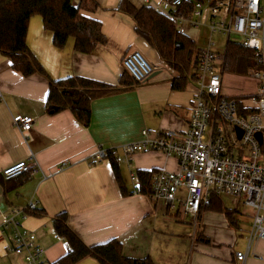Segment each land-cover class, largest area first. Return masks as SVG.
<instances>
[{
  "label": "crops",
  "instance_id": "0c3cea01",
  "mask_svg": "<svg viewBox=\"0 0 264 264\" xmlns=\"http://www.w3.org/2000/svg\"><path fill=\"white\" fill-rule=\"evenodd\" d=\"M96 1V11L82 13L102 22L108 41L93 53L76 51L73 38L65 47H56L41 16L31 18L27 44L48 77L24 76L0 52V173L23 160L37 162L34 169L11 183H0L1 209L37 204L36 212L41 214L31 213L21 223L35 233L44 250L43 259L49 263L67 250L65 240L53 227L54 216L67 212L69 225L86 244L118 238L125 255L149 256L156 264H238L237 251L246 253V264H264V238L249 243L252 217L237 210L231 223L224 213L203 205L193 223L192 216L169 209L164 201L137 192L123 194L112 161H92L99 147L138 142L144 138V130L149 131V137L169 129L185 131L194 94L191 81L184 90L172 88L176 73L136 33L133 17L118 9L121 0ZM131 1L141 7L161 0ZM198 28L190 26L186 34ZM133 50L149 57L154 73L131 90L94 99L89 126L81 125L68 109L53 114L47 111L50 78L83 76L118 84L125 70L123 58ZM250 95L240 92L229 96ZM16 115L32 116V129L22 133L13 121ZM119 167L128 190H133L135 184L127 181L129 173L138 169L177 171L178 161L149 150L135 153L130 165L120 163ZM11 236V230L0 222V264H29L23 255L7 248ZM77 264L99 263L86 258Z\"/></svg>",
  "mask_w": 264,
  "mask_h": 264
},
{
  "label": "built area",
  "instance_id": "2783aa9c",
  "mask_svg": "<svg viewBox=\"0 0 264 264\" xmlns=\"http://www.w3.org/2000/svg\"><path fill=\"white\" fill-rule=\"evenodd\" d=\"M184 0H161L152 3L156 12L167 15L175 28L186 34L187 28L205 25L210 38L197 47L196 68L191 82L194 94L190 106L188 128L185 131L164 130L156 137L120 147L103 148L92 155V161L113 158L118 164H131L138 152L155 150L174 156L177 171L157 170L151 178L149 196L164 201L169 209L182 210L193 217L195 223L201 210L212 195L229 196L252 206V229L249 243L264 238V0H205L197 1L191 13L183 15L180 7ZM150 2V0H147ZM226 12L221 14L222 10ZM207 21H204L206 18ZM215 32L242 36L243 46L256 50V68L248 74L258 80L257 92L243 98L241 105L233 96L223 93L225 51L216 49ZM123 66L139 82L146 81L155 67L139 50L123 58ZM22 133L30 131L34 118L28 115L13 117ZM237 128L242 131L239 137ZM262 133V142L256 134ZM37 162L23 160L5 167L2 175L12 179L35 168ZM136 185V173L130 174ZM2 227L12 232L8 249L23 255L29 264H49L43 259L44 250L37 243L35 233L22 226L21 221L37 211L30 202L25 209H1ZM238 264H246V253L237 251Z\"/></svg>",
  "mask_w": 264,
  "mask_h": 264
},
{
  "label": "trees",
  "instance_id": "16d2710c",
  "mask_svg": "<svg viewBox=\"0 0 264 264\" xmlns=\"http://www.w3.org/2000/svg\"><path fill=\"white\" fill-rule=\"evenodd\" d=\"M197 1L205 0H184L180 12L183 15L191 13ZM98 8L99 3L96 0H0V52L10 58L12 68L24 76L41 74L48 77L45 68L27 44L31 18L35 15L41 16L44 28L53 33V43L56 47H65L69 39L73 38L76 51L93 53L99 45L106 44L108 39L102 31V22L84 15L82 11L94 12ZM118 9L133 17L136 33L145 39L176 73L172 88L184 90L194 77L196 42L187 34H181L171 19L156 12L152 5L137 7L131 0H121ZM256 67L255 49L245 47L239 42H227L224 73L247 74L249 69ZM140 83L126 69L121 73L118 84L83 76L50 78L45 107L52 114L68 109L81 125L87 127L91 121V102L94 99L131 90ZM247 97L249 96L235 98L241 105L243 98ZM110 160L123 194L137 192L149 195L151 178L157 169L136 170L137 183L133 190H128L119 164L113 158ZM16 179L18 178L5 179L2 172L0 173L2 184L7 185ZM204 206L208 210L224 213L231 223H234L233 216L237 209L227 207L222 196L212 195ZM53 227L55 233L65 240L67 250L64 255L49 264H77L86 258H93L99 264H156L149 256L136 258L125 255L123 244L118 238L86 244L69 225L67 212L54 216Z\"/></svg>",
  "mask_w": 264,
  "mask_h": 264
},
{
  "label": "rangeland",
  "instance_id": "374dc122",
  "mask_svg": "<svg viewBox=\"0 0 264 264\" xmlns=\"http://www.w3.org/2000/svg\"><path fill=\"white\" fill-rule=\"evenodd\" d=\"M226 10L223 9L221 14L225 13ZM208 20V19H207ZM188 36L196 41L197 47H202L206 44V42L209 41L210 38V32L208 28L205 25H201L198 29H194L192 32L188 33ZM214 41H216V49L220 51V53H223L225 51L226 47V35L215 32L213 35ZM243 38L240 35H237L235 33L231 34V41H241ZM143 55L145 58L151 63L148 56H146L144 53ZM223 89L227 90V93L229 95H237L240 92H244V94H255L257 92V86H258V80L250 75V74H234L230 72H225L223 75ZM237 87L240 89H237ZM256 87V90L254 88ZM227 93H225L227 95ZM228 95V96H229ZM128 182H131L130 173L128 174L127 178ZM223 201L227 205H230L232 207H235L238 212L244 214L245 216L252 217V214L254 212V208L252 206L244 204V202L238 198H232L229 196H223ZM233 199V201H232ZM195 223V220L192 221Z\"/></svg>",
  "mask_w": 264,
  "mask_h": 264
},
{
  "label": "water",
  "instance_id": "95a60500",
  "mask_svg": "<svg viewBox=\"0 0 264 264\" xmlns=\"http://www.w3.org/2000/svg\"><path fill=\"white\" fill-rule=\"evenodd\" d=\"M177 48H180V46H177ZM237 131H238V134H239V137H241V135H242V131L239 129V128H237ZM256 136L258 137V139H259V141L260 142H262V133L261 132H258L257 134H256Z\"/></svg>",
  "mask_w": 264,
  "mask_h": 264
}]
</instances>
